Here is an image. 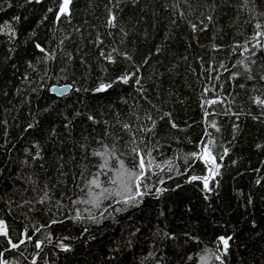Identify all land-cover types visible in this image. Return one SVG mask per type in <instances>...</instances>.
Here are the masks:
<instances>
[{"label": "trees", "instance_id": "16d2710c", "mask_svg": "<svg viewBox=\"0 0 264 264\" xmlns=\"http://www.w3.org/2000/svg\"><path fill=\"white\" fill-rule=\"evenodd\" d=\"M68 1L0 0V264H264V0Z\"/></svg>", "mask_w": 264, "mask_h": 264}, {"label": "water", "instance_id": "95a60500", "mask_svg": "<svg viewBox=\"0 0 264 264\" xmlns=\"http://www.w3.org/2000/svg\"><path fill=\"white\" fill-rule=\"evenodd\" d=\"M69 1L67 0L66 5L60 10L59 15L60 16L63 11L66 10L67 5H68ZM72 89V86L70 84H54L51 86L50 91L52 94L58 96V97H63L65 95H67ZM208 166H209V176H212L215 173V169H216V163L214 161L212 162H208Z\"/></svg>", "mask_w": 264, "mask_h": 264}, {"label": "rangeland", "instance_id": "374dc122", "mask_svg": "<svg viewBox=\"0 0 264 264\" xmlns=\"http://www.w3.org/2000/svg\"><path fill=\"white\" fill-rule=\"evenodd\" d=\"M208 162H212V160L211 159L210 160L208 159Z\"/></svg>", "mask_w": 264, "mask_h": 264}]
</instances>
